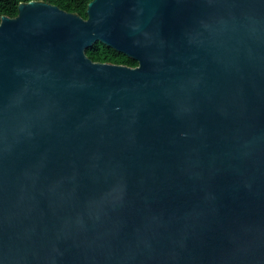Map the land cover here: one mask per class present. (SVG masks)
<instances>
[{"label": "water", "instance_id": "95a60500", "mask_svg": "<svg viewBox=\"0 0 264 264\" xmlns=\"http://www.w3.org/2000/svg\"><path fill=\"white\" fill-rule=\"evenodd\" d=\"M87 14L2 17L0 264H264V0Z\"/></svg>", "mask_w": 264, "mask_h": 264}, {"label": "trees", "instance_id": "16d2710c", "mask_svg": "<svg viewBox=\"0 0 264 264\" xmlns=\"http://www.w3.org/2000/svg\"><path fill=\"white\" fill-rule=\"evenodd\" d=\"M33 0H0V23L3 16L16 17L19 13V5L23 2ZM50 4L56 5L61 9L77 13L87 19V7L92 0H42ZM87 56L94 62L123 64L131 67L138 66V61L130 58L126 54L105 45L102 42H96L93 46L86 50Z\"/></svg>", "mask_w": 264, "mask_h": 264}]
</instances>
